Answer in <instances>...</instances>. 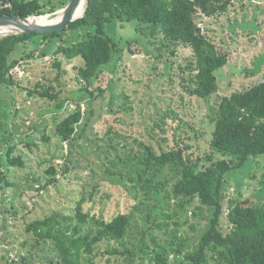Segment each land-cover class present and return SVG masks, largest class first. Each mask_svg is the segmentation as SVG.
<instances>
[{
	"label": "trees",
	"instance_id": "trees-1",
	"mask_svg": "<svg viewBox=\"0 0 264 264\" xmlns=\"http://www.w3.org/2000/svg\"><path fill=\"white\" fill-rule=\"evenodd\" d=\"M69 1L59 0L60 7H50L44 12L38 0H0V15L25 18L53 13ZM233 1L89 0L84 16L68 23L62 33L24 34L0 40V86L8 90L18 85L15 75L22 61L29 63L49 55L53 58L50 65L56 74L50 84L37 82L34 88H25L29 97L46 100L54 107L52 136L66 146V151L58 156L64 163L56 165L53 158L42 188L51 186L60 176L68 177L74 170H89L88 176L93 179L95 172L87 156L95 157L106 136V148L97 158L105 163L93 165L102 167L104 179L121 183L134 202L131 213L118 212L109 219L98 217L85 208L87 203L96 201L98 184L91 185L92 192L83 196L84 190L71 213L53 211L44 219L27 224L28 237L21 243L25 250L21 253L18 247L17 261L5 252L0 253V264L2 261L3 264H37L35 257L45 264H98L101 245H105L103 254L108 256L105 264L146 261L148 264H264V201L252 203L232 198L227 196L226 186L232 171L251 158L264 156V81L244 92L221 97L214 107L208 106L211 130L207 150L194 147L198 132L191 136L188 129L184 130L181 118L174 121L177 123L173 131L168 128V121L174 119L171 114L176 115L170 109L162 113L156 109L144 133L131 142L113 127L118 126L116 118L122 120L125 116V112L119 114L115 107L110 108L114 124L102 138L89 132L95 114L91 104L105 94L104 80H100L98 70L112 61L115 54H121L124 46L132 51L131 43L125 41L126 45H121L111 35L109 25L134 22L136 31L142 30L148 38L147 52L156 59L165 57L167 69L174 62L171 57L176 56L177 48L189 49L191 55L187 62L177 66L179 87L184 94L208 103L219 91L215 71L228 64V55L204 33V19L225 15ZM8 2L12 4L11 9L4 6ZM72 61L76 72L70 82L73 87L76 83L73 89L66 82L69 73L63 66ZM66 91L86 94L90 98L89 111L82 110L84 98L73 102L74 109L68 108L70 99L60 97ZM129 109L131 106L123 109L127 115ZM45 129L47 126L41 141L48 143L51 137ZM82 139L87 142L85 146L77 144ZM17 146L6 148L7 168H0V194L15 187L7 178L10 170L26 166L22 154L16 155ZM169 184L171 192L166 191ZM14 193L16 197L9 201V207L1 209L11 223L17 213L14 200L20 197L17 188ZM3 198L0 196V204ZM196 202L206 208L207 214L192 208ZM188 208H192L193 218L206 219L192 249L177 234L182 227L178 216L186 215ZM139 214L148 227L134 233L140 239L137 244L127 242L130 245L127 247L124 242L129 229L136 227L134 223ZM223 215L229 227L226 233L222 230ZM158 216L171 223L155 226ZM152 226L162 230L163 237H151L147 242L145 236L151 233ZM2 229H7V225L3 224ZM116 244L123 247L118 248Z\"/></svg>",
	"mask_w": 264,
	"mask_h": 264
},
{
	"label": "rangeland",
	"instance_id": "rangeland-1",
	"mask_svg": "<svg viewBox=\"0 0 264 264\" xmlns=\"http://www.w3.org/2000/svg\"><path fill=\"white\" fill-rule=\"evenodd\" d=\"M38 2L44 6V12H48L50 7H60L59 0H38ZM252 27L257 32H252ZM108 29L111 35L116 36V40H120L121 45H126V42L131 43L132 51L124 46L121 54H115L112 61L98 70L100 80H104L105 94L91 104L95 111L89 129L91 135L99 134L102 138L114 124L113 113H110L111 107H115L119 114L125 112L122 120L120 117L116 118L118 126L114 124L113 127L130 142L144 133V127L150 122L149 118L155 117L156 109H159L160 113L170 109L177 116L174 113L171 114L174 119L168 121V128L170 127L173 131L177 123L174 121L181 118L184 130L188 129L191 136H194V132H198V137L193 143L194 147L200 146L202 150H207L211 130L207 115L208 106L214 107L221 97L233 92H244L264 81V0H234L232 7L225 15L204 19V33L223 53L228 55V64L215 71L219 91L210 98L208 103L184 94L179 87L177 66L179 63L184 65L187 62L191 55L189 49L177 48L176 56L171 57L174 62L167 69L165 57L156 59L147 52L148 38L142 30L136 31L134 22L124 25L115 23L109 25ZM52 59V55H49L45 59L38 58L29 63L22 61L20 64L22 66L17 68L15 75L18 85L10 90L0 86V168L4 170L7 168L6 148L14 144L18 145L16 155L22 154L26 164L24 169L10 170L7 178L15 187L7 188L0 194L4 196L0 204V253L5 252L6 256L16 261L18 247L21 253L25 250L21 247V243L28 237L25 232L26 225L34 220L44 219L53 211L71 213L82 192L86 190L83 196H89L92 192L91 185L98 184L96 201L87 203L85 208L98 217L109 219L118 212L131 213L134 206L128 190L118 181L104 179L102 167L97 168L93 165L94 162L105 163L101 158V161L97 158L102 156V151L106 148V136H104V142L101 139L102 146L96 152L97 154H94L95 157H92L96 160L93 161L87 156L91 163L90 168L95 172L93 179L88 176L89 170H74L68 177L60 176L51 186L42 188L47 179L46 169L53 158L55 159L53 163L56 165L64 163V160L62 161L58 156L66 151V146L52 136L54 107L49 105V102L46 103V100L29 97L25 88H34L37 82L50 84L56 74L50 65ZM76 61L81 63L80 59ZM63 66L69 73L66 81L69 85L76 75L73 70L74 61ZM53 85L55 86V83ZM72 85L73 83L70 84V88L73 89L76 83L74 87ZM125 94H128L127 97ZM60 97L70 99L68 108L71 110L74 109L73 102L83 98L82 110L88 112L90 109L88 104L90 98L88 99L84 93L66 91L61 92ZM126 105L131 106L128 115L126 110H123L128 109ZM44 124L47 126L46 135L51 137L48 143L41 141V135L46 128ZM191 128L193 129L190 130ZM27 144H30V147ZM77 144L85 146L87 142L82 139ZM167 176L169 177L170 174ZM163 179L164 177L160 178V180ZM226 186L227 196L252 203L263 202L264 156L251 158L241 168L232 171L227 176ZM16 188L20 197L14 200L17 213L12 219L14 223H11L10 219H6L8 215L2 210L5 206L9 207V201L15 196ZM166 191L171 192V184L166 187ZM192 208H199L197 213L207 214L206 208L198 202ZM192 208L187 209L186 215L178 216L182 227L177 230L178 236L183 238L191 249L197 244L199 231L206 223L203 217L193 218ZM155 219V226L162 227L166 223H171L161 219L160 216ZM185 220H187L186 223H183ZM221 223L222 230L226 233L229 227L225 215ZM3 224L7 225V229H2ZM134 224L136 227L129 229L128 237L124 242L127 247L130 246L126 244L127 242L137 244L139 241V236L134 233L138 234L148 227V223L144 221L143 216L140 217V214L136 217ZM170 228L175 227L170 226ZM149 231L151 233L145 236L147 242L151 237L157 239L163 237V231L156 227H149ZM5 235L6 239H4ZM114 246L121 248L122 245ZM105 248V245H101L98 249L100 251L97 258L98 264H105L108 258L103 254ZM35 261L37 264H45L44 260L36 257Z\"/></svg>",
	"mask_w": 264,
	"mask_h": 264
},
{
	"label": "water",
	"instance_id": "water-1",
	"mask_svg": "<svg viewBox=\"0 0 264 264\" xmlns=\"http://www.w3.org/2000/svg\"><path fill=\"white\" fill-rule=\"evenodd\" d=\"M88 3L89 0H70L53 13L25 18L0 15V40L24 34L62 33L68 23L84 16Z\"/></svg>",
	"mask_w": 264,
	"mask_h": 264
},
{
	"label": "built area",
	"instance_id": "built-area-1",
	"mask_svg": "<svg viewBox=\"0 0 264 264\" xmlns=\"http://www.w3.org/2000/svg\"><path fill=\"white\" fill-rule=\"evenodd\" d=\"M4 6H5V8H9V9L12 8L11 2L6 3ZM0 263H1V261H0Z\"/></svg>",
	"mask_w": 264,
	"mask_h": 264
}]
</instances>
